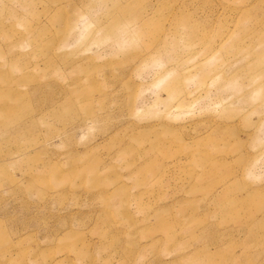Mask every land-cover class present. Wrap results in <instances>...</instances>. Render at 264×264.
I'll return each mask as SVG.
<instances>
[{
    "label": "rangeland",
    "instance_id": "374dc122",
    "mask_svg": "<svg viewBox=\"0 0 264 264\" xmlns=\"http://www.w3.org/2000/svg\"><path fill=\"white\" fill-rule=\"evenodd\" d=\"M0 264H264V0H0Z\"/></svg>",
    "mask_w": 264,
    "mask_h": 264
}]
</instances>
